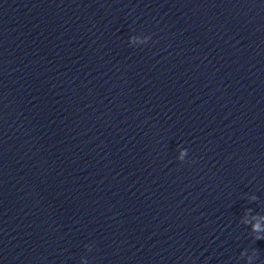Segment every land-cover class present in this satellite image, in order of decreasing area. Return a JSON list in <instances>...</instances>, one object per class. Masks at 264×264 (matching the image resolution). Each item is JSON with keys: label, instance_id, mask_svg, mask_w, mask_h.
<instances>
[{"label": "clouds", "instance_id": "1", "mask_svg": "<svg viewBox=\"0 0 264 264\" xmlns=\"http://www.w3.org/2000/svg\"><path fill=\"white\" fill-rule=\"evenodd\" d=\"M149 39H150V37H149ZM182 155H183V153H182ZM251 199L252 200H256L257 199V197H255V196H253V197H251ZM249 212L251 211V209H249L248 210ZM245 223H249L248 221H245ZM252 231H254V232H256V233H260V232H262V231H264V229H261V227H260V225L257 223V224H252ZM256 240H262V239H264V235H256L255 237H254ZM255 251V250H254ZM245 254V252L244 251H242L241 252V257L243 256Z\"/></svg>", "mask_w": 264, "mask_h": 264}]
</instances>
